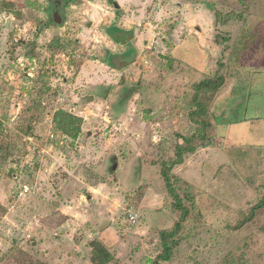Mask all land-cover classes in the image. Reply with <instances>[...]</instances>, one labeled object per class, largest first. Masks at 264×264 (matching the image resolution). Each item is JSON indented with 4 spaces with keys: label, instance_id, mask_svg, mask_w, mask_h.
I'll use <instances>...</instances> for the list:
<instances>
[{
    "label": "rangeland",
    "instance_id": "obj_1",
    "mask_svg": "<svg viewBox=\"0 0 264 264\" xmlns=\"http://www.w3.org/2000/svg\"><path fill=\"white\" fill-rule=\"evenodd\" d=\"M54 1L0 0V264H91L94 240L152 264L180 217L160 176L177 135L195 136L171 172L190 214L159 264H264V206L234 230L264 201V0H56L60 24Z\"/></svg>",
    "mask_w": 264,
    "mask_h": 264
},
{
    "label": "trees",
    "instance_id": "obj_2",
    "mask_svg": "<svg viewBox=\"0 0 264 264\" xmlns=\"http://www.w3.org/2000/svg\"><path fill=\"white\" fill-rule=\"evenodd\" d=\"M250 33V32H248ZM108 35L111 36L110 32ZM246 35L245 38H242L236 42L237 48L240 50L241 45L242 48H246L247 43L250 42V36ZM244 41V42H242ZM248 49V48H247ZM234 55V54H233ZM235 57V55H234ZM238 59V58H237ZM224 85V78L222 76H217L213 80L205 79L202 82L198 83L194 86V94L192 97L193 109L189 114V120L194 125L201 124L203 127H208L210 123H204L199 118H204L207 113L206 106L202 104L200 100V94L202 92H217ZM54 124L55 129L65 134L66 136L76 139L81 133V118L67 113L65 111H58L54 115ZM201 127V126H200ZM27 132L32 133V129L30 125L27 127ZM204 135L201 136L203 138ZM180 142H178L175 146L174 150V158L170 161L163 162L161 164L160 176L165 184L166 191L170 194L173 199L172 208L179 212L180 217L179 220L175 223L171 230H163L159 232V240L161 244V252L152 264H159L161 262H169L172 258L174 248L179 244V235L182 230L183 224L185 220L189 217L188 208L181 202V197L176 192L175 182L178 179H174V175H172V170L182 165L184 162V156L188 154H193L196 151V147L194 145L195 136H181L177 135ZM264 206V201H261L254 207H252L248 214L234 227V230L241 229L245 226V224L251 222L255 216V213L258 209H261ZM90 253H89V261L91 264H110L114 257L112 256L110 250L105 247L100 241L94 240L89 244ZM224 264H230L229 261H226ZM234 264H245L242 258H239V261H236Z\"/></svg>",
    "mask_w": 264,
    "mask_h": 264
},
{
    "label": "built area",
    "instance_id": "obj_3",
    "mask_svg": "<svg viewBox=\"0 0 264 264\" xmlns=\"http://www.w3.org/2000/svg\"><path fill=\"white\" fill-rule=\"evenodd\" d=\"M29 191H30L29 186H27V185H23V186L20 188L19 195H22V194L28 193ZM129 221H130L132 224L136 223V219H135L134 216H130V217H129Z\"/></svg>",
    "mask_w": 264,
    "mask_h": 264
},
{
    "label": "water",
    "instance_id": "obj_4",
    "mask_svg": "<svg viewBox=\"0 0 264 264\" xmlns=\"http://www.w3.org/2000/svg\"><path fill=\"white\" fill-rule=\"evenodd\" d=\"M115 7L118 8V5L115 4ZM54 19L57 24H60L62 22V18L58 14L54 15Z\"/></svg>",
    "mask_w": 264,
    "mask_h": 264
},
{
    "label": "flooded vegetation",
    "instance_id": "obj_5",
    "mask_svg": "<svg viewBox=\"0 0 264 264\" xmlns=\"http://www.w3.org/2000/svg\"><path fill=\"white\" fill-rule=\"evenodd\" d=\"M54 3V11H55V14H57L58 13V11H59V1H54L53 2Z\"/></svg>",
    "mask_w": 264,
    "mask_h": 264
}]
</instances>
